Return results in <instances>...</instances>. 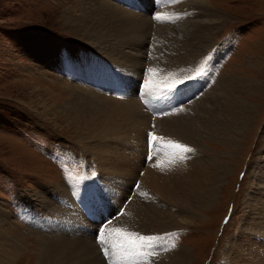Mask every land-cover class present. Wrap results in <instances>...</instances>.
I'll return each mask as SVG.
<instances>
[{
	"label": "bare ground",
	"instance_id": "6f19581e",
	"mask_svg": "<svg viewBox=\"0 0 264 264\" xmlns=\"http://www.w3.org/2000/svg\"><path fill=\"white\" fill-rule=\"evenodd\" d=\"M121 1L75 0L66 6L67 21L93 41V47L88 50L67 42L47 44L42 40H32L28 43L33 60L31 65L65 75L61 85H57L60 88L58 93L52 91L50 83L53 82L48 81L49 86L43 89L50 94L49 100H44L41 107L46 115L64 114L67 124L74 127L80 153L87 158L83 183L76 181L70 187L58 185L52 192L41 188L34 195H42L43 207L47 208L53 205L52 200L60 199L71 189L82 197V205L93 210L100 221L110 220L111 214L122 208L120 215L103 228L102 236L108 243L104 240L95 243L91 224L85 222L82 214L70 205L67 195L64 196L63 200H67L78 219H83V223L78 222L81 228L75 225L77 232L90 229L92 235L85 232L78 233L77 239L67 236L40 240L36 264H116L113 258V261L103 260L100 249H105L102 247H107L108 252H112L114 247L118 253L125 250L122 264H189V248L174 244L168 235L174 229L190 226L199 216L198 211L211 205L226 171L217 160L208 156L202 144L204 141L229 142L246 127L255 110L250 100L251 90L262 85L256 82L253 87L244 88L243 80L224 76L190 106L182 110L177 107L176 110L180 111L172 116L161 119L154 111L148 113L144 107L150 106L149 97L154 89H159L144 85L147 80L141 78L144 75L138 76L128 68L138 63L142 66L143 62L135 58L142 57L147 37L156 38V43L158 37L165 42L164 34L181 26V37L168 52L165 70L159 72L160 76H180L189 71L200 51L208 47L210 37L224 17L209 0H177V6H181L179 10H188L177 13L180 18L178 25L152 26L150 17L144 13L146 0H136V10L128 9ZM163 18L170 21L168 16ZM97 49H103L110 62L124 64L125 69H120L117 75L111 70L108 76L114 84L113 87L110 85L114 91L110 94L105 92V96L96 93L86 74L87 67L100 58L95 55ZM31 65L28 67L30 70ZM127 74L134 76L129 86L133 88H129V92L138 99L143 97L142 105L126 98L127 102L124 101V90L119 82L126 81ZM234 89L245 90L238 95ZM159 91V96H171V93ZM67 93L68 99L59 103V94ZM120 94L121 97L118 96ZM150 131L152 135L148 136ZM113 139H124V149L117 151L121 143L112 144ZM149 142L154 143L151 150L146 149ZM177 144L192 151L174 147ZM68 154L78 158L72 151ZM136 183L135 191L133 186ZM249 199L251 202L247 206L250 205V209L246 212L244 225L240 227L238 236L229 240L219 264H264V185L259 196L253 195ZM0 209L3 210L1 205ZM253 211H258L257 216L252 214ZM33 218L38 219L39 216ZM3 219L1 214L0 233L5 235L2 242L7 249H0V264H7L18 250V239L14 233L10 234L11 231L7 233ZM141 236L152 237L153 241L150 245L145 244L140 240ZM64 258L69 262L66 263Z\"/></svg>",
	"mask_w": 264,
	"mask_h": 264
},
{
	"label": "rangeland",
	"instance_id": "374dc122",
	"mask_svg": "<svg viewBox=\"0 0 264 264\" xmlns=\"http://www.w3.org/2000/svg\"><path fill=\"white\" fill-rule=\"evenodd\" d=\"M209 1L224 18L216 26L208 47L200 51L189 71L180 76L159 74L165 70L164 62L169 50L181 37L180 25L171 33L164 34L165 42L158 37L156 43V38L147 37V43H143L142 60L135 58L143 62L142 66L133 63V68L128 67L138 76L144 75L141 77L147 79L144 85L171 93L167 98L166 94L159 96L160 91L154 89L149 97L150 106L144 107L148 113L154 111L161 119L176 114L180 111L176 110L177 107L182 110L196 102L211 89L218 78L231 76L236 80L241 79L245 82L244 88L250 85L253 87L256 82L259 86L262 85L261 88L251 90L250 100L252 99L255 110L240 133L227 143L204 141L205 146L202 144L208 156L217 160L226 171L211 205L198 211L199 216L190 226L174 229L168 235L174 244L189 248V264L221 262L229 240L236 238L240 227L244 225L246 212L250 209V205L247 206L251 202L249 198L259 196L264 185V0ZM73 2L75 0H0V205L3 207L0 215L4 216L3 223L7 233L11 231L10 234L14 233L18 239V250L7 264H36L38 246L42 239L67 236L77 239L80 236L78 233H91L90 229L77 232L75 225L81 228L78 222L83 223V219L80 221L67 200H63L66 195L70 205L82 214L85 222L91 224L95 234L90 235L94 236L95 243L97 240L108 243L102 236L103 228L122 211V208H118L115 213L111 212L110 220L106 218L100 221L93 210L82 205V197L71 189L64 192L60 199L52 200L53 205L47 208L43 207L42 195H34L41 188L52 192L59 186L70 187L76 181L83 183L86 173L87 158L80 153L74 127L67 124L64 114L59 112L58 116L46 115L45 109L41 107L44 100H49L50 94L43 89L49 86L48 81L53 82L50 83L52 91L58 93V86L65 75L31 65L33 60L28 50V43L32 40H42L47 44L67 42L85 50L93 47V41L81 29L67 21L65 8ZM121 2L128 9L136 10V0ZM177 4V0H146L145 12H142L150 17L152 26L172 27L178 25L180 18L177 13L182 11ZM182 12L185 13L184 10ZM166 16L170 17L169 22L163 18ZM96 53L100 58L86 70L89 83L96 93L110 94L114 91V84L110 82L108 75L111 70V73L115 72L117 75L120 69H124V64L110 62L103 49H97ZM29 65L32 70L28 68ZM127 76L126 81L119 82L124 94L118 96H125L124 101L142 105L144 98L138 99L129 92V88H133L129 86L134 76ZM66 82L71 83L67 79ZM124 87L128 88L125 90ZM244 90L234 89L238 95ZM67 97L68 93L59 94L57 101L64 102ZM149 133L152 135L151 131ZM123 142L124 139H113L112 144L121 143L116 148L119 151L124 149ZM153 146L154 143L149 142L146 149L151 150ZM70 151L75 156L78 155V158L70 156ZM204 151L202 153L206 155ZM137 186L138 183L133 186L135 191ZM257 213L258 211H253L252 214ZM4 237L0 233V249H7L2 242ZM102 248L105 249H100L103 260L110 261L113 258L116 264L124 262L125 250L118 253L115 252V247L112 252H108L107 247ZM63 260L69 262L67 258Z\"/></svg>",
	"mask_w": 264,
	"mask_h": 264
},
{
	"label": "snow or ice",
	"instance_id": "6c2138e0",
	"mask_svg": "<svg viewBox=\"0 0 264 264\" xmlns=\"http://www.w3.org/2000/svg\"><path fill=\"white\" fill-rule=\"evenodd\" d=\"M149 135H151V134H149ZM174 147H177V148H184V151H186V152H191V151H192L191 148H187V147H185V146H183V145H179V144L174 145ZM132 235H136V234L133 233ZM140 240H141L142 242H144L145 244H149V245H150V243L153 241V238H152V237H144V236H141V237H140Z\"/></svg>",
	"mask_w": 264,
	"mask_h": 264
}]
</instances>
